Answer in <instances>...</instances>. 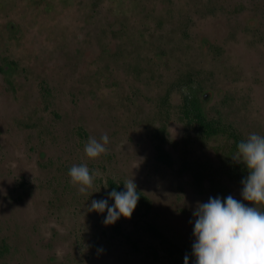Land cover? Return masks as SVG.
Here are the masks:
<instances>
[{"label": "rangeland", "instance_id": "obj_1", "mask_svg": "<svg viewBox=\"0 0 264 264\" xmlns=\"http://www.w3.org/2000/svg\"><path fill=\"white\" fill-rule=\"evenodd\" d=\"M28 2L0 0V264H171L161 241L192 251L197 202L253 206L225 177L226 138H199L182 104L199 89L210 119L264 135V0ZM129 179L150 212L105 225L92 200Z\"/></svg>", "mask_w": 264, "mask_h": 264}, {"label": "clouds", "instance_id": "obj_2", "mask_svg": "<svg viewBox=\"0 0 264 264\" xmlns=\"http://www.w3.org/2000/svg\"><path fill=\"white\" fill-rule=\"evenodd\" d=\"M108 143L107 134L100 141L89 137L84 149L86 156L96 159L107 154ZM232 158L248 170L247 177L241 181V196L253 206H246L231 195L224 199L210 197L207 203L197 202L193 211L195 264H264V211L257 207L264 205V135L250 134L238 143ZM68 174L82 194L94 185L95 174H90L86 164L73 165ZM123 185L125 191L113 189L110 192L109 199L114 200L112 206L108 199L91 202L89 211L104 213L107 210L105 225L114 224L121 216L130 219L137 207L140 194L133 179ZM188 261L186 254L185 264Z\"/></svg>", "mask_w": 264, "mask_h": 264}, {"label": "flooded vegetation", "instance_id": "obj_3", "mask_svg": "<svg viewBox=\"0 0 264 264\" xmlns=\"http://www.w3.org/2000/svg\"><path fill=\"white\" fill-rule=\"evenodd\" d=\"M33 2L29 3L28 2V8L32 9L31 6H33V9L36 7H45V8H50L51 7V2L53 0H31ZM26 13V12H25ZM67 22V20H64ZM10 23L6 24L5 27V32H6V39L7 40H12L14 38V35L12 34L13 30L12 28H17L18 22L15 21H9ZM10 67V61H6L4 63L3 69ZM205 96V95H204ZM204 96L201 95L199 89H191V95L189 96L188 99H186L183 104H182V112H183V117L189 121L188 123H192L194 125V129H196V132L198 133V137L202 139H213L214 137H224L229 143L228 149H227V156H232L236 154L237 152V145H235V141L241 142L244 141L242 137L235 132L234 129H232L230 126L224 124V122L219 118L216 117V119H210L209 116L207 115V109L206 105L204 104ZM197 99L196 105L193 106L191 105V101L193 98ZM206 122V123H205ZM163 133V131H161ZM162 140V139H161ZM234 159H230L228 164L233 161ZM223 171L225 173V177L228 179L233 180L238 188L242 191V186L239 184V181L237 178H231L228 177L229 174H231L232 169L228 168H223ZM239 172L238 170H236ZM248 172V170H247ZM199 175L200 180L208 179L210 182L212 181L211 177L209 176H204L201 173H195ZM112 190L113 189H119V191L124 190L122 187L119 186H114L113 184L111 185ZM219 190V189H217ZM262 211H264V205L262 207ZM1 252V251H0Z\"/></svg>", "mask_w": 264, "mask_h": 264}, {"label": "trees", "instance_id": "obj_4", "mask_svg": "<svg viewBox=\"0 0 264 264\" xmlns=\"http://www.w3.org/2000/svg\"><path fill=\"white\" fill-rule=\"evenodd\" d=\"M196 102H197V99L194 97L193 100L191 101V105L195 106ZM238 143H239L238 141H235V145H238ZM225 168L232 169L233 172H231V174H229L228 177L237 178L239 181V184L243 187L241 181L245 179L248 175L246 166L243 163H239L233 160L229 164H227ZM236 170H238L239 172H237ZM115 190L119 191V189H115ZM122 191H125V190H122ZM138 192L140 194V199L133 213H138L140 216L145 217L151 210V202L145 194H143L141 191H138ZM150 225L147 227L148 231H150L152 236H156L157 238H159L160 234L158 230L154 226H150ZM161 243L164 244V247L167 250V253L169 254V256L173 257V258L171 257L172 258L171 264H185L184 257L186 254L189 257L188 264H195V257L192 255V251L186 252L181 247H177L175 245L164 243L162 241Z\"/></svg>", "mask_w": 264, "mask_h": 264}]
</instances>
